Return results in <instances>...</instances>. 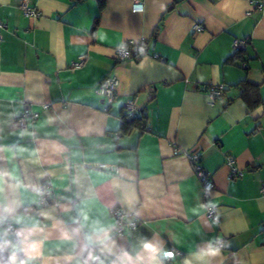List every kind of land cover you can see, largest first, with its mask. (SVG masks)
I'll return each mask as SVG.
<instances>
[{"label":"crops","instance_id":"0c3cea01","mask_svg":"<svg viewBox=\"0 0 264 264\" xmlns=\"http://www.w3.org/2000/svg\"><path fill=\"white\" fill-rule=\"evenodd\" d=\"M21 1L0 0V236L19 237L17 264L32 242L39 250L29 264H264L257 0H141L139 12L134 0H104L102 8L98 0H29L37 17H25ZM235 40L245 48L235 51ZM129 42L140 43V53L118 61L115 49ZM236 52L241 58L230 62ZM80 57L83 65L73 67ZM106 77L118 80L110 104L95 90ZM243 82L257 88L248 101ZM211 85L224 88L215 102L204 89ZM129 100L143 124L123 133ZM26 107L37 118L20 130ZM188 153H199L210 174L208 198ZM227 157L240 177L229 178ZM42 184L48 206L38 205ZM116 209L138 226L115 234ZM94 227L106 230L105 243ZM145 241L157 251H146ZM209 245L219 255H199ZM11 251H0V264ZM167 252L179 255L168 262Z\"/></svg>","mask_w":264,"mask_h":264},{"label":"built area","instance_id":"2783aa9c","mask_svg":"<svg viewBox=\"0 0 264 264\" xmlns=\"http://www.w3.org/2000/svg\"><path fill=\"white\" fill-rule=\"evenodd\" d=\"M20 10L22 11L23 15L25 17H37L38 14L36 13L35 9L30 6L29 0H22L19 5ZM254 8L256 11L262 12L264 11V0H257L254 2ZM142 10V4L141 0H134L132 11L133 12H139ZM5 27L4 22L0 19V31ZM193 30L196 32H200L203 30V27L200 25H195L193 27ZM1 40V36H0ZM246 42L244 40H235L233 42V49L235 51H240L245 48ZM141 50V44L140 43H134L129 42L127 44H123L118 46L115 49V57L118 61L131 59L135 55L139 54ZM83 65V58L80 57L79 60L73 64V67L78 68ZM118 86V80L115 77H106L103 80H101L95 90L96 93L103 98V100L107 101L108 104H110L114 98H115V90ZM204 89L207 91V94L211 100V102H215L222 98L224 88L221 85L217 86H207L204 87ZM46 106H43V109H46ZM124 112H125V118L127 120H133L137 116V105L133 100L126 101L122 106ZM37 118V114L30 110L29 107H26L24 111L21 113L19 117L16 119V127L20 130H25L28 127L29 123H33ZM175 154H178V152H175ZM187 159L189 160V163L191 164V168L193 171V174L197 177L199 182L201 183L203 194L206 198L210 195V193L214 190V184L211 180L210 174L201 166L200 159L201 156L199 153H188L186 154ZM225 164L229 167V178H237L240 177L241 171L238 170L235 167L234 159L232 157H227ZM39 195V206H48L51 204L52 196L45 184H42L39 186L38 190ZM260 193L264 194V184L261 185ZM206 216L211 219L214 222H218V214L216 210L212 207H210L208 204L205 205ZM112 213L114 217L116 218L117 225L115 227V234L122 235L126 232H131L134 230L138 224L139 221L135 218H131L130 220L125 219L124 215L118 210H112ZM0 228L7 229L0 223ZM4 240H10L13 245L18 246L20 243V239L17 235L14 233L12 236H0V242ZM219 247L222 246V244L218 245ZM8 249V248H7ZM173 255H179L178 252H173ZM172 259L171 257L167 258V261L170 262Z\"/></svg>","mask_w":264,"mask_h":264},{"label":"clouds","instance_id":"9594fccd","mask_svg":"<svg viewBox=\"0 0 264 264\" xmlns=\"http://www.w3.org/2000/svg\"><path fill=\"white\" fill-rule=\"evenodd\" d=\"M4 211L6 213H9V215H10L11 213H13L15 211V209L5 207ZM4 219H7V217H0V222H3ZM84 219L87 220L88 219L87 216H85ZM15 222L16 223H22V218H15ZM93 231L97 234H99L100 232L105 233L104 240L99 241L100 243L103 244L108 239L107 234H106V230L104 228L94 227ZM18 235H19V233H18ZM62 236L65 239L69 238L68 233H66V232L62 233ZM86 239L89 241V243H91V236L86 237ZM7 248L12 249L10 255L8 256L9 264H17V251H18L17 246L13 245L10 240H4V241L0 242V251H4ZM87 248H88V245L86 244L84 246L83 250H87ZM143 248L148 252H156L157 251L155 246L152 243L147 242V241L143 242ZM38 250H39V244L37 242H32V243L28 244L27 248L23 250L25 255L27 256V259H21L19 261V264H29V261L34 259V257L31 254L38 252ZM219 253H220V248L209 245V247L202 250L199 255L215 257V256L219 255ZM165 255L168 257H171L173 254L170 252H167V253H165ZM95 259L99 260V257H95ZM99 264H103V261H100ZM186 264H187V262H186Z\"/></svg>","mask_w":264,"mask_h":264},{"label":"trees","instance_id":"16d2710c","mask_svg":"<svg viewBox=\"0 0 264 264\" xmlns=\"http://www.w3.org/2000/svg\"><path fill=\"white\" fill-rule=\"evenodd\" d=\"M101 8L104 5V0H98ZM239 58H241L240 54L236 52V54L234 55L233 58H231L229 61H234V60H238ZM242 90L241 92V96L246 100H250L252 99V97L254 96V93L256 92V87L254 85H250L247 84L245 82L241 83L239 86ZM143 122V118L141 117H137L133 120H127L125 117L121 122V128H122V132L123 133H127L129 132L131 129L133 128H142V123Z\"/></svg>","mask_w":264,"mask_h":264}]
</instances>
